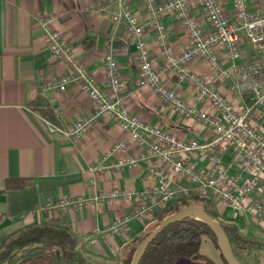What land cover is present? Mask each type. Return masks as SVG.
Listing matches in <instances>:
<instances>
[{
    "label": "crops",
    "instance_id": "crops-1",
    "mask_svg": "<svg viewBox=\"0 0 264 264\" xmlns=\"http://www.w3.org/2000/svg\"><path fill=\"white\" fill-rule=\"evenodd\" d=\"M100 4L103 9L91 10L92 5ZM250 4L255 9L259 7L257 0H250ZM224 6L233 16V0H224ZM134 7L146 28L145 37L155 64L161 66L164 52L143 0H134ZM121 8L120 0H0V239L31 225L50 224L65 227L73 234L75 250L85 258L86 264H125L124 255L135 244L134 240L157 225L161 211L155 208L136 217L133 215L134 200L130 198L99 200L65 210L44 208L48 199L91 195L115 187L141 189L152 185L154 177L146 159L134 168L114 165L118 155L109 152L118 140L127 137V133L108 116L95 118L78 139L65 134L64 129L72 123L92 116L96 103L78 84L65 90L49 84L64 71H73V67L68 61L56 59L45 45L39 22L42 11L60 15L56 27L72 43L75 58L84 61L103 83L104 57L109 44L115 46L120 73L127 83L128 106L133 112L180 136H208L210 131L203 123L183 117L151 87L140 83L135 38L127 33L122 23L115 24L110 15ZM196 14L207 27L210 26L201 5H197ZM164 21L173 46L179 51L187 48L190 37L174 15L164 14ZM219 53L222 67L229 70L237 63L260 61L264 79V50H254L244 35L241 53L235 60L224 47ZM190 67L206 78L213 72L202 58H195ZM177 78L176 70L166 74L171 87L177 86ZM217 84L235 105L242 104L241 97L230 89L228 81L220 79ZM177 89L195 103L192 83L183 81ZM198 104L214 110L208 102ZM147 149L145 144L132 142L128 152L142 153ZM185 155L198 168L210 166L209 159L199 152ZM8 177L33 179V184L26 187L30 202L34 201L32 208L23 210L12 205L6 186ZM217 208L225 221L240 225L243 235L264 242V217L259 220L243 214L240 220L233 219L223 215V211L233 213L228 205L217 203ZM125 216L129 218L127 223L119 231L112 230V226ZM5 247L6 244L0 242V251ZM44 247L41 242L18 247L1 258L0 264H17ZM54 251L62 264L60 249ZM219 254L221 256L220 251Z\"/></svg>",
    "mask_w": 264,
    "mask_h": 264
},
{
    "label": "built area",
    "instance_id": "built-area-1",
    "mask_svg": "<svg viewBox=\"0 0 264 264\" xmlns=\"http://www.w3.org/2000/svg\"><path fill=\"white\" fill-rule=\"evenodd\" d=\"M122 8L111 13L115 24L122 23L135 38L139 61V80L180 115L203 123L209 134L205 138L180 136L133 112L127 101V83L120 73L115 46L110 43L104 57L105 81L101 82L81 59L75 58L73 45L56 27L60 15L42 11L39 22L45 45L56 59L68 61L73 71H64L53 78L61 90L78 84L96 103L92 116L79 119L64 129L65 134L78 139L95 118L108 116L117 121L127 133L118 140L109 154H117V167L134 168L142 159L149 163L154 177L150 186L115 187L98 190L91 195L64 196L48 199L45 209L65 210L99 200L130 198L134 200L133 215L142 217L155 208L163 209L182 196L201 195L217 205L226 204L234 215L249 214L264 217V84L260 61L235 64L233 70L221 65L220 48L224 47L232 60L241 53V37L254 50H264V0H257L253 8L250 0H233V16L226 10L224 0H143L149 20L156 30L157 40L164 52V63L156 66L145 37L146 28L139 20L134 0H120ZM201 5L209 20L206 26L196 14ZM91 10L103 9L92 5ZM172 13L190 37V45L176 49L170 39L164 14ZM195 58L209 63L213 72L209 78L191 69ZM177 71V86L189 81L195 87V103L187 100L166 79L170 71ZM228 81L230 89L242 99L240 106L226 95L217 81ZM208 102L214 110L198 103ZM54 127H52V130ZM145 144L142 153L128 152L130 144ZM199 152L209 159L208 168H198L185 154ZM153 198V200H149ZM234 219V218H233ZM236 219V218H235ZM127 216L118 220L112 230L119 231L127 223Z\"/></svg>",
    "mask_w": 264,
    "mask_h": 264
},
{
    "label": "trees",
    "instance_id": "trees-1",
    "mask_svg": "<svg viewBox=\"0 0 264 264\" xmlns=\"http://www.w3.org/2000/svg\"><path fill=\"white\" fill-rule=\"evenodd\" d=\"M33 184V179L28 177H8L6 186L8 196L14 195L20 199L26 198L30 202V194L26 187ZM34 202V201H33ZM31 202V205L33 204ZM14 207L21 209V203L11 201ZM197 204L212 214L215 203L208 197L201 195L182 196L179 200L164 207L158 215L157 224L171 212L181 209L185 205ZM230 237L235 257L243 264H259L264 261L254 250L264 249V242L243 235L234 226L222 222ZM156 226V225H155ZM153 226L147 233L154 229ZM146 233V234H147ZM140 235L134 240V245L124 255L125 264H129L136 245L146 235ZM205 236L210 237L219 249L224 264H229L218 244L217 239L208 224L203 220L188 215L185 218L167 225L149 244L139 264H175L181 257L203 258L207 264H217L210 256L201 251V244ZM10 240V241H9ZM6 248L11 246L21 247L35 242L44 244V248L38 253L30 255L17 264H53L55 260V248L60 249L62 264H86L83 256L78 255L75 250L73 234L65 227H57L50 224H36L25 227L9 238ZM5 248V250H6ZM4 250L0 251V258L5 256ZM253 255L252 259L249 257Z\"/></svg>",
    "mask_w": 264,
    "mask_h": 264
},
{
    "label": "water",
    "instance_id": "water-1",
    "mask_svg": "<svg viewBox=\"0 0 264 264\" xmlns=\"http://www.w3.org/2000/svg\"><path fill=\"white\" fill-rule=\"evenodd\" d=\"M188 215H194L195 217L203 220L210 226L214 232L217 244L229 264H243L234 255L232 243L230 237L224 227L223 223L209 213L205 208L197 204H189L183 206L181 209L171 212L166 215L156 227L147 233L136 245L133 256L129 264H139L143 254L147 250L150 242L170 223L181 220ZM264 264V261L259 263Z\"/></svg>",
    "mask_w": 264,
    "mask_h": 264
},
{
    "label": "rangeland",
    "instance_id": "rangeland-1",
    "mask_svg": "<svg viewBox=\"0 0 264 264\" xmlns=\"http://www.w3.org/2000/svg\"><path fill=\"white\" fill-rule=\"evenodd\" d=\"M9 201H14L16 203H21L22 204L21 205V209H23V210H27V209L32 208L31 202L28 201L27 197L20 199L19 197L12 195V196H10ZM222 211H223V209H222ZM212 215L214 217H216L217 219H219L221 222H225V223H228V224L230 223L232 226H234L235 228H237L239 230L240 225L238 223H235V222H227L223 218H221V216H220L221 213L219 212V209L217 208V205L216 204H215V208L212 210ZM223 215H230L232 218H234V219L236 218V219H239V220H240V218L242 216V215H237L236 216V215H234V213H231L229 211H223ZM10 237L11 236H7L6 237V235H5V237H3L4 239L3 238L0 239V242L5 243L7 245V243L10 241L9 240ZM5 248L2 249L4 251H6L5 252V256H8L9 253H11L12 251H16V249H18V247H16V246H11L10 249L9 248H6V250H5ZM200 249H201L202 252H204L206 254H209L210 256L214 257V259L218 263L224 264V260L221 258L220 254H219L218 248L215 247L214 242H213V240L210 237L205 236L203 238V241H202V244H201V248ZM253 254H255L256 256L258 255L260 258L264 259V249L254 250ZM4 257H2V258H4ZM58 258H59V255L55 254V260H54V263L53 264H60L61 260H59ZM252 258H253V255H251L249 257V259H252ZM187 262L188 263L189 262L190 263H194V264H207L204 261L203 258H194V259H191V258H188V257H181V258H179L175 262V264H181V263L182 264H187Z\"/></svg>",
    "mask_w": 264,
    "mask_h": 264
}]
</instances>
